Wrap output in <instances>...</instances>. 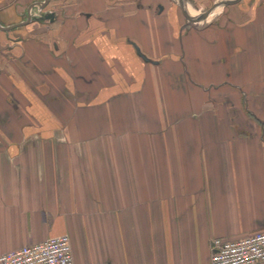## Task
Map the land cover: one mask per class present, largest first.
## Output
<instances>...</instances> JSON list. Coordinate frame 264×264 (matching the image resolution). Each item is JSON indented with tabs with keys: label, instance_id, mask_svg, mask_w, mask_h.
I'll return each instance as SVG.
<instances>
[{
	"label": "crops",
	"instance_id": "0c3cea01",
	"mask_svg": "<svg viewBox=\"0 0 264 264\" xmlns=\"http://www.w3.org/2000/svg\"><path fill=\"white\" fill-rule=\"evenodd\" d=\"M259 231L264 0H0V255L211 264Z\"/></svg>",
	"mask_w": 264,
	"mask_h": 264
},
{
	"label": "built area",
	"instance_id": "2783aa9c",
	"mask_svg": "<svg viewBox=\"0 0 264 264\" xmlns=\"http://www.w3.org/2000/svg\"><path fill=\"white\" fill-rule=\"evenodd\" d=\"M211 264H257L264 262V231L237 240L221 237L210 243ZM0 264H74L68 235L49 238L0 255Z\"/></svg>",
	"mask_w": 264,
	"mask_h": 264
},
{
	"label": "rangeland",
	"instance_id": "374dc122",
	"mask_svg": "<svg viewBox=\"0 0 264 264\" xmlns=\"http://www.w3.org/2000/svg\"><path fill=\"white\" fill-rule=\"evenodd\" d=\"M192 24L195 26V25H198V24H202V21L200 20V17H194V20L191 21Z\"/></svg>",
	"mask_w": 264,
	"mask_h": 264
},
{
	"label": "water",
	"instance_id": "95a60500",
	"mask_svg": "<svg viewBox=\"0 0 264 264\" xmlns=\"http://www.w3.org/2000/svg\"><path fill=\"white\" fill-rule=\"evenodd\" d=\"M188 17H189V19L191 20V21H193L194 20V17L188 12ZM138 51H139V49H138Z\"/></svg>",
	"mask_w": 264,
	"mask_h": 264
}]
</instances>
